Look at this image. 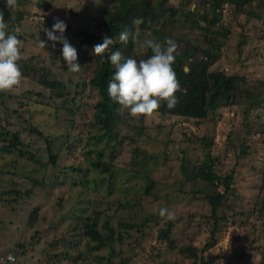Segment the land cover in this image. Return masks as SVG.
<instances>
[{"label": "rangeland", "instance_id": "374dc122", "mask_svg": "<svg viewBox=\"0 0 264 264\" xmlns=\"http://www.w3.org/2000/svg\"><path fill=\"white\" fill-rule=\"evenodd\" d=\"M182 2L167 0L166 5L177 7ZM18 4L16 9L26 14L20 27L23 39L20 40L22 57L18 63L20 70L23 62L31 64L35 73L33 77L22 76L20 86L14 91L0 93V146L11 143V134H18L11 152L0 148V191H9V194L0 193V264H10L1 260L8 254L16 258L15 264H43L45 243L70 232L75 221L81 215L89 214L91 207H101L113 219L143 221L145 230V223L150 225L151 230H147L143 238L139 237L141 250L133 244L122 245L121 256L138 253L128 264H194L179 254H168L164 243L159 247L161 257L153 261L146 259L148 244L155 242L157 229L164 226L166 218L159 216L158 220H144L146 215L162 206L168 208L176 215L172 227L176 241L190 242L200 249L208 241L212 228V218L203 216L210 214L204 197L205 193L213 191V187L206 184L199 170L202 162L209 163L208 157L217 175L233 171L229 187L238 198L227 202L229 207L220 203L216 214L223 216L224 220L219 221L215 229V243L203 250L201 257L211 260L210 264H262L264 216L255 218L258 215L252 205L260 194L258 188L264 171V132H260L264 123V102L259 105L264 98V0H253L240 14H233L231 5H223L220 20L211 28L228 30L220 43L219 56L210 69L238 76L236 91L229 104L209 110L203 119H186L158 112L151 117L136 119L125 111L117 118L119 126L112 130H118L116 139L120 134L128 138L122 143L115 142L113 147L107 145L111 141L103 129L86 127L81 113L76 122L71 123V115L58 108L62 100L53 97L48 89L37 83L38 76L47 72V79L62 82L58 88H62L64 98L69 99L78 90L75 83L92 75L95 58L86 56L84 61L77 60L81 70L70 73L61 56L62 44L57 42L53 48L44 30H50L56 18L64 21L66 30L63 35L78 53L79 38L74 36V31L101 35L95 17L98 16L97 7L109 4L108 0H18ZM189 5L194 7L193 0H189ZM203 6L201 9L208 7L206 3ZM35 11H42L45 20L36 22V15L31 14ZM13 16L14 10L9 19ZM199 21L201 26L205 25ZM201 35L202 32L190 30L184 38L191 37L210 50ZM39 40L45 42V49L38 46ZM178 44L183 48L181 42ZM91 50L89 48L86 55ZM65 106L71 107V103L68 101ZM124 123L141 127L148 133L147 143H150L152 134H156L164 145L163 154L162 151L155 153L154 144H145L132 154L134 144L129 137L136 138L137 134ZM29 125L36 126L51 141L48 147L40 135L29 130ZM67 131L70 134L69 149L56 155ZM77 148L78 153L75 152ZM17 149L22 152V157ZM49 152L56 155L54 165L43 166ZM30 156L34 162L27 158ZM186 160L191 162L190 165L194 164L193 169L185 163ZM75 164L82 169L89 167L91 181L87 187L74 184L82 173L70 168ZM134 167L140 169L141 176L129 178L128 171ZM145 174L154 182L152 193L156 192L157 198L143 194ZM41 179H44L43 185ZM106 181L110 183L109 191ZM221 190L219 185L215 191ZM34 207L37 208V218L30 225L26 223L27 215ZM231 207L251 212L244 215V226L232 221ZM251 223L254 225L252 229ZM192 233L191 239L184 237ZM252 237L257 239L250 246L248 241ZM81 253L75 264H97L103 260H97L94 255L104 254L105 250L94 252L84 247Z\"/></svg>", "mask_w": 264, "mask_h": 264}, {"label": "trees", "instance_id": "16d2710c", "mask_svg": "<svg viewBox=\"0 0 264 264\" xmlns=\"http://www.w3.org/2000/svg\"><path fill=\"white\" fill-rule=\"evenodd\" d=\"M182 1L180 6L167 7V0H108L109 4L97 7L98 16L95 17V19L103 32H101V35L90 34L85 31H74V36L79 38L77 44V60L84 61L86 56L96 59V64L92 69V75L87 78L84 77L81 81L75 83L78 90L74 91L69 99L64 98V91L62 88H58V85L62 82L55 78L47 79V72L45 75L42 74L38 76L37 83L48 89L53 97L62 100L61 107L58 108H63L65 112L71 115V123H75L78 114L81 113L80 115H82V120L86 127L90 128L94 126L97 129H103L108 139L111 141V143H107L109 147H113L115 142L122 143L123 140L128 137L124 134H120V137L116 139L118 130H112V128L120 124L119 121H117L120 114L118 111L119 105L112 101L107 95V85L115 72V67L107 58L101 63V58L94 56L92 50L89 55L86 54L89 48L93 49L96 42L101 43L102 38L108 36L116 40L112 50L121 52L125 58L131 57L137 61L149 58L152 55L150 49H141L137 43H133L131 40L127 45L119 42V33L127 28L129 31L135 32L139 40L151 38L158 42H162L165 38H172L178 45L179 55L176 57L173 68L182 89L186 90V94L177 93L179 104L173 109H168L166 105H162L157 112L162 115L181 116L186 119L206 118L209 110L211 111L219 106L230 103V99L236 91L238 79V76L235 74H226L222 70L210 69L219 56L220 43L228 32L224 27H221L219 30H213L211 28L220 20L223 5H231L233 14H240L245 6H249L253 0H193V8L190 7L189 0ZM205 3L208 7L206 9H201L204 7L203 5ZM0 10L3 11L4 20L8 23L7 31L12 24L16 23L18 25L19 22L22 21V17L26 15L22 13V10L16 8L7 9L5 0H0ZM13 10L15 11V16L10 20L9 15ZM42 11H35V13L41 14ZM41 15H43L42 21H44L45 15ZM27 16L31 17V14L28 13ZM254 16L256 17L257 14H254ZM199 20H202L205 25L201 26ZM190 30L202 32L201 36L203 42L205 45L207 44L210 46V50L208 47H202L200 42L195 41V39L191 37L189 39L184 38ZM18 39H23V36L18 35ZM180 42L184 45L183 48L179 46L178 43ZM21 67L22 76L31 75V77H33L35 69L31 64L23 62ZM185 67L189 69L187 74L184 71ZM68 101L71 103V107L65 106ZM263 102L264 98L259 102V105ZM142 118L143 117L139 119ZM124 124L132 128L131 130L135 131L137 134L136 138L129 137V141L134 144L132 154L139 151L140 147H143L145 144H154L155 153L162 151L161 153L163 154L164 145L156 138V134H152L150 143H147L146 138L148 133L141 127H135L129 123ZM75 127L77 128V126ZM262 128L260 132H264V123L262 124ZM29 130L40 135L45 140L48 147L51 141H49L46 136H43L36 126L29 125ZM9 137L11 143L0 146V148H4L3 150L8 153L14 148H12V146L16 144L18 134L13 133ZM69 138L70 134L69 131H67L65 132L64 141L61 142L62 148L60 147L61 149L59 148L57 150L56 155L69 149ZM205 141L209 142L208 139H205ZM81 147L83 148V145ZM17 151H19L18 155L22 157L20 149H17ZM142 151H144V149H142ZM75 152L78 153V148ZM56 155L54 156L49 152L47 161L43 166H47L48 163L54 165ZM27 158L33 162L35 161L32 156ZM208 159L209 163L202 162V166L199 169L202 172V177L206 181V184L213 187V191L205 193L204 197L209 205L210 214L203 217L212 218V228L209 231L208 241H206L200 249H197L190 242H186V244L177 242L176 237L172 235L173 221L165 220L164 226L157 229V233L154 237L155 242L148 244V251L145 253L146 259L153 261L156 257H161L162 253L159 247L164 243V247H166L168 254H179L182 257L192 260L194 264H210L211 260H203L200 253L215 243V229L218 222L224 220L223 216H218L216 214V210L220 206V203H224L223 205L225 207H229L227 202L230 200L236 201L238 196H235L232 192V187H229L233 171L231 170L228 174L223 176L217 175L211 168L212 160L209 157ZM182 161H184V159ZM185 163L187 165L191 164L188 160H186ZM70 168L73 171L82 172L78 181L74 182V184L87 187V184L91 181L89 167L82 169L78 164H75ZM193 168L194 164L190 165V169ZM65 174L67 173L65 172ZM191 175L194 176V174ZM131 176L140 177V169H136L135 167L132 169L130 168L128 177L130 178ZM144 177L143 194L146 196L153 195L157 198L156 192L152 193L155 185L154 182L147 177V174H145ZM43 180L44 179H41V185H43ZM100 182H104V179H100ZM109 184V182L106 183V189L108 191L110 189ZM219 185L222 190L220 192L215 191ZM258 191H260V194L255 197L252 205V207L254 206L256 209L258 216H255V218L257 219L264 216V171L262 175V184H260ZM0 193L9 194V191H0ZM228 195H230V198L227 197ZM4 200H7V198ZM11 200L13 199L11 198ZM161 208H163V206ZM229 210L231 211L230 218L232 221L238 222L243 226L246 224V217H244V215H249L251 213L249 210L241 207L236 208V210L231 207ZM251 210L253 211V209ZM36 218L37 208L34 207L28 213L26 223L28 222V224L31 225L36 221ZM187 218V222L189 223L191 214H189ZM151 219H160L158 210L146 215L144 222ZM75 222L76 223L70 227V232L67 234L63 233L60 237H53L45 243V251L42 259L43 264H75L81 258L82 248L84 247L94 252L105 250L104 254L94 255L97 260H103V262H98L97 264H128L138 253L132 252L128 255L121 256L120 252L122 245L133 244L136 247H140L141 250L142 246L141 243H139L141 242L139 237L143 238L145 233L151 230L150 225L147 223H145V226L148 231L145 230L143 221L137 223L113 219L105 210H101V207H91L89 214L81 215ZM252 226L254 225L251 223V229ZM193 235V233L189 235L185 234L184 237L191 239ZM66 236L67 238H65ZM256 239L257 237H252L248 241V244L251 246V244L255 243ZM252 246L254 247V245ZM112 257L114 258L112 259ZM261 259L263 261L262 264H264V251ZM159 264L162 263L160 262ZM164 264L172 263L167 262Z\"/></svg>", "mask_w": 264, "mask_h": 264}, {"label": "clouds", "instance_id": "9594fccd", "mask_svg": "<svg viewBox=\"0 0 264 264\" xmlns=\"http://www.w3.org/2000/svg\"><path fill=\"white\" fill-rule=\"evenodd\" d=\"M5 3L7 9L19 7L18 0H5ZM32 13L36 15L35 12ZM22 23L23 21L18 24L19 30ZM12 27L13 24L7 31L8 23L4 20L3 11L0 10V93L12 92L22 82V72L18 63L22 57L18 35L22 32L9 34ZM65 30L64 21L56 18L52 28L44 31L53 48L57 42L62 44L61 56L66 67L70 73H77L81 70V66L76 62L78 53L64 37ZM118 39L125 45L131 40L141 49H150L152 53L149 58L139 61L131 57L125 58L121 52L112 50L116 40L108 36H104L101 43L94 45L92 54L100 57L101 63L107 58L115 67V72L107 85V95L119 105L120 114L127 111L130 117L139 119L153 116L162 105H166L168 109L176 107L179 104L177 93L186 94L173 68L179 55L177 43L172 38H165L162 42L151 38L139 40L136 33L127 28L119 33ZM38 46L45 49L46 44L39 40ZM184 71L187 74L189 69L185 67ZM158 215L167 221L176 219L175 213L168 208L158 209ZM8 260L10 264H15L16 258L10 255Z\"/></svg>", "mask_w": 264, "mask_h": 264}, {"label": "built area", "instance_id": "2783aa9c", "mask_svg": "<svg viewBox=\"0 0 264 264\" xmlns=\"http://www.w3.org/2000/svg\"><path fill=\"white\" fill-rule=\"evenodd\" d=\"M24 18H25V16H23L21 20H23ZM30 18H31V17H30ZM34 20H35V21H38V22H41V21L43 20V15H41V14H36V16H34ZM20 22H21V21H20ZM14 32H15V33H20L19 26H18L16 23L13 24V27H12V29L9 31V34H13ZM9 256H10V255H6L5 257H2L1 260L9 261V260H8V257H9Z\"/></svg>", "mask_w": 264, "mask_h": 264}, {"label": "water", "instance_id": "95a60500", "mask_svg": "<svg viewBox=\"0 0 264 264\" xmlns=\"http://www.w3.org/2000/svg\"><path fill=\"white\" fill-rule=\"evenodd\" d=\"M32 14H34V13H32Z\"/></svg>", "mask_w": 264, "mask_h": 264}]
</instances>
